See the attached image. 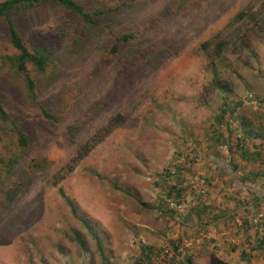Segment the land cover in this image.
<instances>
[{
  "label": "rangeland",
  "instance_id": "374dc122",
  "mask_svg": "<svg viewBox=\"0 0 264 264\" xmlns=\"http://www.w3.org/2000/svg\"><path fill=\"white\" fill-rule=\"evenodd\" d=\"M79 1L89 12L97 5L113 7L116 2ZM159 2L144 0L134 19L148 25L152 21L150 16L160 7ZM239 10L262 12L260 24L243 29L251 20L231 18ZM11 16L27 46L38 43L40 37L51 39L56 29H74L70 14L48 4L17 10ZM167 24L159 30L151 23L145 37L152 43L165 33L179 30L182 38L178 54L168 56L154 73L134 80L132 89L121 91L117 96V114H107L108 122L105 118L85 124V132L74 144L45 135L37 137L25 160L26 178L20 183L9 180V186L7 183L0 188V264H103L93 240L70 213L58 187L99 237L107 264H133L139 259L142 244L169 246V239L175 241V247L184 244L180 222L188 219L191 208L193 212L200 208L202 202L198 197L205 196L210 183L201 172L205 191L198 193L188 188L186 183L198 174L190 166L202 164L207 152L212 151L209 145L215 148L216 135L229 131L226 112L221 125L214 122L222 103L228 109L240 102L232 117L236 118V127L228 135L227 155L243 146L238 134L241 119L264 125V0H200L198 7L176 13ZM238 24L240 38L231 40L218 56H209L201 48L200 42L211 40L215 33L226 37ZM4 32L0 23V35ZM5 48L3 37L0 57L7 52ZM88 53L74 56L69 67L57 75L52 95L60 92L63 84L69 87L85 81L97 57L93 49ZM109 69L103 66L81 92L88 93L91 99L107 94L112 84ZM1 71L6 72V67ZM8 76L9 73L5 77ZM16 76L12 77L14 84L19 82ZM108 123L113 124L112 129ZM108 126L111 130L105 132ZM98 137L101 139L96 142ZM83 140L96 143L70 173L52 185V174L84 146ZM188 148L191 157L187 156ZM228 168L231 170L230 165ZM167 171L173 174L168 176ZM175 182L182 187L179 210L164 200ZM260 206L254 204L251 211ZM257 216L258 211L252 223L256 224ZM73 232L82 239L83 248L69 240ZM167 257L156 264H166Z\"/></svg>",
  "mask_w": 264,
  "mask_h": 264
},
{
  "label": "trees",
  "instance_id": "16d2710c",
  "mask_svg": "<svg viewBox=\"0 0 264 264\" xmlns=\"http://www.w3.org/2000/svg\"><path fill=\"white\" fill-rule=\"evenodd\" d=\"M143 1L116 0L113 7H106L103 3L104 5H97L92 12H89L79 0H0V23L5 28L0 38H5L7 51L0 57V188L7 186V183L9 186V180L20 183L21 179L26 178L25 160L34 149L37 137L45 135L47 138H57L65 144H74L78 136L85 132V124L94 119L104 120L105 118L108 122L109 117L118 113L116 103L121 91L126 92L132 89L134 80L154 73L157 66L162 65L168 56L178 54L180 48L178 44L182 38L179 30H174L169 35L165 33L157 40V44V41L150 43L147 40L148 38L145 37L147 29L153 23L161 28L159 30H164L163 25H168L167 22L174 19L176 13L198 7L200 0H160V7L150 16L152 21L148 25L134 19V14L137 13L139 4ZM40 4H48L58 8L59 12L70 14L73 20V24L70 25L74 29H64L65 27L56 29L51 39L46 41V38L40 37L38 43L31 42L27 46L11 14ZM259 11L239 10L231 18L242 20L243 17H247L251 22L243 29H249L251 25L260 24L259 16L262 12ZM228 24H230L229 21ZM231 29L234 30H230L226 37H218L215 33L211 36V40L206 39L200 42L201 48L205 49L209 56H218L228 47L229 42H233L231 40L240 38L238 33L241 29L240 25H233ZM91 49L97 53V57L92 61L90 73L85 75L87 77L85 81L76 85L71 84L69 87L63 84L60 92L52 95L54 90L52 87L55 89L57 87L54 84L57 83V75L62 74L69 67L74 56L88 55ZM58 51H60L59 54H56ZM106 65L109 66L112 74L110 80L112 84L108 87L107 94L91 99L88 93L81 90L85 89L90 80L95 77L96 72ZM4 67L6 72L1 71ZM8 73L9 76L5 77ZM13 75H17L15 78L19 80L16 84L12 82L15 81L12 79ZM216 87L220 88V85L216 84ZM222 104L219 112L214 116L216 125H221L227 110L226 103ZM239 104L240 102L235 106ZM107 114H110L109 117ZM109 125L112 129L113 124ZM239 125L241 129L239 141L245 137L264 140L263 125L251 126L246 119H241ZM111 129L108 126L105 132ZM100 139L101 137H98L96 142ZM86 142L83 140L84 146L52 174V185L58 184L70 173L76 163L96 143ZM189 157H191L190 153ZM29 167L41 169L43 166L29 165ZM166 174L169 176L168 172ZM176 183L170 186L166 197L171 198L175 203H180L182 187ZM58 193L69 207L70 213L93 240L102 263L107 264L99 237L84 217L77 214L75 205L60 187H58ZM5 197L8 201L9 195ZM69 240L83 248V241L78 233L73 232ZM254 248L264 249V232ZM139 254V259L133 264L158 262L159 253H152L150 245H140ZM165 256H167L166 253L162 252L163 259ZM173 258L169 257L166 264H192L187 256L179 261ZM207 264L230 263L211 254Z\"/></svg>",
  "mask_w": 264,
  "mask_h": 264
},
{
  "label": "crops",
  "instance_id": "0c3cea01",
  "mask_svg": "<svg viewBox=\"0 0 264 264\" xmlns=\"http://www.w3.org/2000/svg\"><path fill=\"white\" fill-rule=\"evenodd\" d=\"M236 108L233 105L226 110L229 131L216 135L215 148L209 145L212 151L207 152L202 164L190 166L192 171L203 172L210 183L205 196L198 197L202 202L200 208L194 212L191 208L188 219L180 222L184 244L174 247L175 241L169 239V246L150 245L152 253L167 249V256L177 261L187 256L192 264H207L206 258L211 254L230 264H264V249L254 248L264 232V213L261 219L255 217L256 224L252 223L257 211L264 212V140L242 137L243 146L226 154L228 135L236 127V118H232ZM188 150L191 149H187V156ZM254 204H261L255 212L251 211ZM161 259L162 255L157 257V261Z\"/></svg>",
  "mask_w": 264,
  "mask_h": 264
},
{
  "label": "built area",
  "instance_id": "2783aa9c",
  "mask_svg": "<svg viewBox=\"0 0 264 264\" xmlns=\"http://www.w3.org/2000/svg\"><path fill=\"white\" fill-rule=\"evenodd\" d=\"M169 173V175L173 174V171H167ZM188 185V188H191L192 190H196L198 193H203L205 191V184H204V179L199 175V173L197 175H195L194 179L189 180L188 183H186ZM165 203L173 208L176 209H180L181 208V204L180 203H175L171 200V198L165 197ZM257 219H261L262 218V214H258V216L256 217ZM163 253H166V255H168V250L165 249L164 251H161L158 256H161Z\"/></svg>",
  "mask_w": 264,
  "mask_h": 264
}]
</instances>
